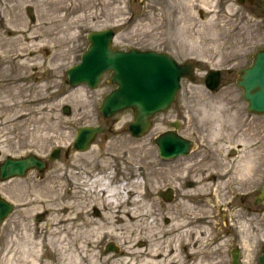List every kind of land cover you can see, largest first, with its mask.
I'll return each mask as SVG.
<instances>
[{"label": "rangeland", "instance_id": "374dc122", "mask_svg": "<svg viewBox=\"0 0 264 264\" xmlns=\"http://www.w3.org/2000/svg\"><path fill=\"white\" fill-rule=\"evenodd\" d=\"M17 1L21 0L8 3L17 4ZM54 1H27L15 11L35 24L37 16L48 9L44 18L52 21L60 4V0ZM64 1L66 6L71 2L75 4V12L66 22L71 17L76 19L65 39L60 41L59 34L48 33L41 40L13 39L5 46L11 49L10 54L27 45L38 51L29 55L25 63L16 57L4 56L0 48L2 157L35 152L47 157L49 162L43 172L32 170L24 177L0 178V194L15 204L13 213L0 223L1 246H7L10 240L18 241L19 235V244L25 241L22 222L43 223L48 218L45 209L24 210L27 202L36 197L32 190L34 185L60 173L61 169L74 174L77 170L69 167L71 164L90 168L88 161L97 162L112 155L116 157L113 163L120 178L140 176L145 189H152L148 191L147 200L160 209V224L166 222L171 212L183 222L198 209L208 215L213 213V217L196 224L207 226L213 232L214 244L204 257L207 262L217 257L223 264H231V250L239 247L241 264H259L258 257L264 250V205L256 203V196L264 184V114L248 110L243 90L236 80L237 70L249 66L256 50L264 47V0L242 3L239 0ZM29 7L33 10L30 14ZM66 13L68 17L66 10L59 14ZM209 19H214L215 24H225L227 30H203ZM105 28L115 30L117 48L168 51L180 62L194 60L196 63L197 79L193 82L184 79L177 100L166 112L154 117L152 128L143 137L130 134L131 110L102 119L100 96L114 87L108 73L96 90L84 85L70 88L66 83L65 70L80 61L89 45L88 33ZM70 32L73 33L71 39L68 38ZM8 33L5 22L0 20V43ZM211 68L223 72L222 84L214 93L208 91L204 83V75ZM17 78L25 80L15 82ZM64 105L70 106L69 114L63 111ZM22 113L27 116L13 120ZM177 118L182 121L181 134L194 138L197 144L190 157L165 161L159 157L153 138L170 128V121ZM88 124H101L104 129L87 152H79L71 148V144L77 129ZM55 147L60 148L61 154L51 160L49 153ZM227 165L234 167L227 168ZM190 179L196 185L188 186L186 181ZM168 188H174L176 193L169 202L161 196L162 190ZM40 215L43 217L38 220ZM110 241L115 242L118 252H106ZM99 252L104 261L109 255L118 254L120 247L116 241L105 238ZM2 255L1 252L0 264ZM14 256L16 260L19 254Z\"/></svg>", "mask_w": 264, "mask_h": 264}, {"label": "bare ground", "instance_id": "6f19581e", "mask_svg": "<svg viewBox=\"0 0 264 264\" xmlns=\"http://www.w3.org/2000/svg\"><path fill=\"white\" fill-rule=\"evenodd\" d=\"M10 1L0 0V20L5 22L8 34L16 37L7 34L0 48L4 56L16 57L23 63L29 55L37 54L38 51L27 45L18 48L14 55L10 54L11 49L5 46L13 39L41 40L48 33L59 34L61 41L68 30L71 31L72 24L76 23L74 17L66 22L75 12L73 2L66 6L67 3L63 4L65 1L60 0L56 8L57 15L52 17V21H45L47 9L32 24L21 13H16L15 9L27 1L35 0H21L17 4H9ZM31 7L29 14L33 12ZM62 10L68 12V17L67 13L64 16L59 14ZM213 21L209 19L203 30H227L225 24H215ZM72 37L73 33L70 32L68 38ZM26 116L27 113H22L13 120ZM115 159L109 155L97 162L88 161L90 168L85 169L76 163L71 164L69 167L73 166L77 170L74 174L73 171L63 173L61 169L60 173L34 185L32 190L36 197L27 202L28 207L24 210L32 212L45 209L48 218L43 223L22 222L25 226V241L19 244V235L18 241L10 240L5 247L0 244V253L3 254L1 264H223L222 259L217 257L211 262L204 259L209 247L214 244L213 232L207 226L196 225L204 218L213 217V213L208 215V212L198 209L192 211L190 219L183 222L171 212L166 222L160 224V209L147 200L152 189L149 192L145 189L146 185L140 176L120 178L113 163ZM128 164L132 163L128 161ZM105 238L116 241L120 252L109 255L103 261L99 248ZM243 240L246 245L245 238ZM16 254L19 257L14 260ZM7 256L11 257L7 259Z\"/></svg>", "mask_w": 264, "mask_h": 264}, {"label": "water", "instance_id": "95a60500", "mask_svg": "<svg viewBox=\"0 0 264 264\" xmlns=\"http://www.w3.org/2000/svg\"><path fill=\"white\" fill-rule=\"evenodd\" d=\"M243 1V0H240ZM114 32L110 29L92 31L88 39L90 46L82 56V62L67 70L71 84L83 82L91 87L98 85L101 75L111 71L112 82L118 87L113 89L103 100L100 107L104 117H111L117 111L132 108L134 120L129 124L133 135H144L152 125L151 117L158 111L166 110L175 100L181 87V78L193 75V62L181 65L170 54L154 50L129 51L117 50L112 47ZM238 85L244 89V97L249 102V109L257 113H264V48H259L254 55L251 66L239 71ZM219 70H211L207 75V85L211 89L217 88L220 82ZM69 112V108L65 110ZM172 126L178 127L177 123ZM101 127H81L73 147L86 150L95 140ZM160 148V155L172 158L181 154H188L193 141L178 134L176 130L161 133L153 140ZM60 156V149H55L51 159ZM47 166L40 157L29 154L21 158L8 157L0 163L2 179L13 176H23L31 168L43 170ZM166 200L172 199V190L162 193ZM264 198V186L260 194ZM264 202V200H263ZM13 209V204L0 196V221ZM118 250L110 243L106 251ZM233 264H240L239 252L232 251ZM264 264V253L260 257Z\"/></svg>", "mask_w": 264, "mask_h": 264}, {"label": "flooded vegetation", "instance_id": "af4514ba", "mask_svg": "<svg viewBox=\"0 0 264 264\" xmlns=\"http://www.w3.org/2000/svg\"><path fill=\"white\" fill-rule=\"evenodd\" d=\"M213 177H215L216 178V176L214 175Z\"/></svg>", "mask_w": 264, "mask_h": 264}]
</instances>
